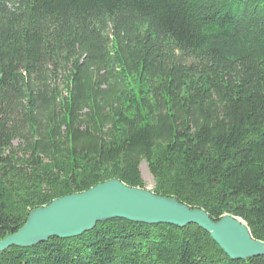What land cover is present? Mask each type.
Wrapping results in <instances>:
<instances>
[{"label":"trees","instance_id":"16d2710c","mask_svg":"<svg viewBox=\"0 0 264 264\" xmlns=\"http://www.w3.org/2000/svg\"><path fill=\"white\" fill-rule=\"evenodd\" d=\"M264 243V0H0V240L117 179ZM0 264H264L196 224L97 222Z\"/></svg>","mask_w":264,"mask_h":264},{"label":"water","instance_id":"95a60500","mask_svg":"<svg viewBox=\"0 0 264 264\" xmlns=\"http://www.w3.org/2000/svg\"><path fill=\"white\" fill-rule=\"evenodd\" d=\"M123 218L146 224H196L231 259L264 256V243L255 240L239 217L225 215L212 220L199 209L174 198L155 195L139 187L111 179L81 193L70 194L36 208L15 233L0 240V252L11 246L29 247L51 237L72 238L91 230L97 222Z\"/></svg>","mask_w":264,"mask_h":264},{"label":"rangeland","instance_id":"374dc122","mask_svg":"<svg viewBox=\"0 0 264 264\" xmlns=\"http://www.w3.org/2000/svg\"><path fill=\"white\" fill-rule=\"evenodd\" d=\"M139 169H140L142 180L144 182V188L149 191H152L153 186H154V179H153V176L150 174L145 161H142L140 163Z\"/></svg>","mask_w":264,"mask_h":264}]
</instances>
